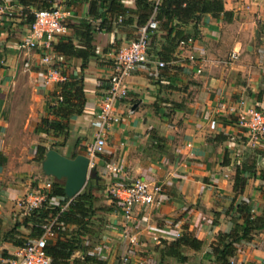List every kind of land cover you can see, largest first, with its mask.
Masks as SVG:
<instances>
[{
    "label": "crops",
    "instance_id": "0c3cea01",
    "mask_svg": "<svg viewBox=\"0 0 264 264\" xmlns=\"http://www.w3.org/2000/svg\"><path fill=\"white\" fill-rule=\"evenodd\" d=\"M121 2L125 7L135 9L132 0ZM6 4L8 10L0 20V237L22 220L24 202L31 189L41 188L48 179L41 174L35 147L43 145L49 150L48 143L40 142L31 155L11 154L9 142L15 130L11 121L15 119L17 109L16 101L11 97L15 91L18 93L20 84L12 77L16 72H28L34 82L40 81L49 67L42 62L41 46L28 50L17 48V43L28 37L29 27L24 24L22 8L13 2ZM222 5L223 11L218 16L205 15L198 26L203 53L195 52L198 59L195 64L188 61L187 52L179 56L177 49L172 53V49L167 48L164 31L156 30L151 34V46L147 51L150 63L138 68L127 79L128 96L113 108V115L119 121L105 129L106 149L93 157L94 171L87 180L97 198L96 205L102 207L112 203L107 193L117 182L144 179L161 183L164 204L158 208V214L150 215L152 208H147L138 211L137 218H145L151 226L158 220L156 217L168 222L172 218L171 210L186 211L184 221L189 222L186 223L188 230L204 243L197 254L206 253L216 235L230 233L237 224H242L241 220L234 222L230 219L231 214L227 215L232 203L249 201L255 216H260V201L264 200V178L260 177L264 172V139L254 140L236 126V117L241 110L253 108L264 113V0H222ZM56 8L68 12L66 24L88 18L87 4L77 0H57ZM135 22L136 18L130 26L94 33L95 57L84 68L80 59H70L64 65L63 57L52 56L53 66L50 65L60 67L66 78L70 75L78 77L86 96L83 113L68 120L66 138H56L59 142L65 141L61 148L64 156H89L96 132L91 123L99 112L105 90V86L97 87V84L108 79L120 50L136 39ZM182 30L186 34L194 32L191 26ZM164 57L173 60L159 68L157 61H163ZM197 68L201 69L200 73ZM43 82L44 85H33L37 87L34 98L38 100L34 115L39 120L43 117L54 119L48 105L56 100L50 93H58L56 87L62 82ZM184 111H187L185 116ZM169 115L175 118L172 124L183 120L173 130L166 131L178 134L181 140L158 143L157 136L165 135L155 130L154 124L160 117L165 120ZM39 120L31 125L35 127ZM212 122L215 123L213 129L210 127ZM106 164L118 165L120 176L106 172ZM237 166H251L255 173L244 174V190L235 197L232 186ZM61 201L63 198L49 199L54 206ZM106 218L107 233L100 242L93 243L90 250L97 257L106 260L107 264H148L147 253L160 259L159 253L145 247L151 242L148 234L139 232L137 245L131 246L120 237V232L125 228L133 232V225L117 212L107 214ZM159 220L155 222L161 228ZM177 223L171 231L179 234L183 220ZM167 228L158 232L163 231L164 235L170 231ZM166 237L168 243L174 241L173 237ZM15 249L10 243L0 242V258L6 259ZM125 257L128 263L122 262ZM202 258L205 259V255ZM235 259L238 264H264V229L254 232L249 242L238 245ZM174 264L180 263L175 261Z\"/></svg>",
    "mask_w": 264,
    "mask_h": 264
},
{
    "label": "trees",
    "instance_id": "16d2710c",
    "mask_svg": "<svg viewBox=\"0 0 264 264\" xmlns=\"http://www.w3.org/2000/svg\"><path fill=\"white\" fill-rule=\"evenodd\" d=\"M56 1L0 0V5L4 2H13L21 7L25 14L24 24L30 28L34 21V13L56 8ZM77 1L87 4L88 18L67 24L68 32L71 34L59 37L57 43L51 45L50 52L52 56L63 57L64 65L70 59H80L82 68L95 57L92 41L94 33L99 30L112 32L115 28L130 26L136 18L135 30L138 31L153 18L158 24L156 30L166 33L169 46L167 48H171V52L174 53L180 40L188 36L199 37L198 26L203 16H218L223 11L222 0H160L158 5L155 4L156 0H132L135 5L134 10L125 7L122 0ZM187 26L193 27L194 32L186 34L182 29ZM172 60L164 57L163 62ZM79 82L78 77L70 75L65 81L59 83L56 87L59 90L58 93H50L56 103L48 105L54 119L43 117L35 124L36 134L44 137L41 142L48 143L49 149L60 154L65 141L59 142L56 138L59 136L66 138L69 131L68 120L72 116L81 115L86 103L84 87ZM46 152V147L37 145L36 160L42 162ZM251 168V166L235 168L232 186L235 197L242 194L244 190L246 184L244 174L255 173ZM260 177L264 178V172L260 173ZM63 187L62 181L54 180L47 195V201L52 197L65 198ZM109 199L111 200V197ZM47 201L40 208L29 212L20 222L14 223L2 234L0 242L10 243L17 248L21 247L26 240L40 237L43 233V225L52 214L57 216L58 222L63 225V230L58 233L55 240L48 242L45 246V252L51 260L50 264H107L106 260L97 257L90 250L93 243L100 242L103 232L106 231L108 224L106 215L119 212L114 200H111L112 203L108 207L96 205L97 198L91 192V182L88 181L86 187L61 213H59V206L49 205ZM63 203L64 201H61L60 204ZM229 214H231V220L234 222L241 220L242 224H237L230 233L216 235L208 246L206 253L209 256V262L206 264H231L238 251V245L241 242H249L254 232L264 229V216H255L249 201L232 203L227 211V215ZM203 244V241L192 237L190 233L182 232L176 240L163 243L161 248L157 247L156 250L163 257H173L178 263L185 264L187 259L180 255L181 249L201 252Z\"/></svg>",
    "mask_w": 264,
    "mask_h": 264
},
{
    "label": "built area",
    "instance_id": "2783aa9c",
    "mask_svg": "<svg viewBox=\"0 0 264 264\" xmlns=\"http://www.w3.org/2000/svg\"><path fill=\"white\" fill-rule=\"evenodd\" d=\"M160 0H156V5ZM9 3V2H8ZM156 8H154L155 10ZM8 10V5L4 2L0 5V20ZM67 11L53 8L49 10H39L34 13V21L30 25L28 37L17 43L19 50L34 49L41 46L43 49L42 62L45 65L52 64V54L50 52L51 45L57 37L64 36L68 33L66 24ZM158 24L151 18L144 26H142L137 33L135 40L128 43L125 48H122L116 57L113 72L107 80L101 81L97 84L105 86L101 98L99 112L96 118L92 121V126L96 129L95 141L89 147L90 169H94L92 162L96 154L102 153L106 149L104 140V131L112 123H117L119 120L113 115L114 106L125 100L128 96L127 79L140 67L150 63L148 56V49L150 45V36L153 30H156ZM177 51L180 56L183 52H187V59L190 63H197L195 52L203 53V43L198 38L188 36L184 40L178 42ZM235 56L232 55V58ZM166 62L157 61L159 68H164ZM25 67H28L25 64ZM53 68V67H52ZM197 73L201 72L197 68ZM45 83L63 82L66 77L61 74L57 68H49L47 73L42 77ZM215 123L212 122L210 127L213 129ZM236 126L245 131L252 139H264V113L262 111L247 108L241 110L236 117ZM190 146V145H188ZM105 171L111 176L119 177L121 169L118 165L106 164ZM38 180V179H37ZM52 179L48 177L47 181L43 182V186L31 189L24 202V212L22 218L34 209H38L47 201V195L52 187ZM108 196L114 200L115 205L119 209V214L125 219L127 223H131L134 228L133 232L128 229H123L120 232V237L129 245L135 246L138 243L139 232H150L149 239L161 248L159 238L166 237L160 235L157 237L153 235L152 227L147 223L145 218H137L138 211L158 207L162 204L164 198V188L161 183L147 182L144 179H133L128 183L117 182L108 189ZM74 199V198H73ZM73 199L63 198L64 203L55 205L59 206V213L63 212ZM49 203V200L47 201ZM49 205H52L49 203ZM54 206V205H53ZM253 212V209H252ZM58 215V214H57ZM63 230V225L58 222L57 216L49 215V220L43 225V233L40 237L26 240L21 247H17L15 251L6 259L0 261L3 264H50L51 260L45 252V246L48 242L57 238L58 233ZM152 230V231H150ZM166 236H171L176 240L180 234L173 231H166ZM93 253V252H91ZM94 254V253H93ZM122 262L128 263L125 257ZM231 264H238L235 257Z\"/></svg>",
    "mask_w": 264,
    "mask_h": 264
},
{
    "label": "rangeland",
    "instance_id": "374dc122",
    "mask_svg": "<svg viewBox=\"0 0 264 264\" xmlns=\"http://www.w3.org/2000/svg\"><path fill=\"white\" fill-rule=\"evenodd\" d=\"M52 66H53V64H52ZM52 66L48 65L47 67L52 68ZM46 71H47V69L45 70V72ZM12 79L16 82H19L20 84H19V88H18V93L16 94V91H15L13 97L9 96V99L12 98L11 99L12 101H14V100L16 101V106H17L15 119L13 121H11V123L15 129L13 131V134H11V136H10V142H9L11 144L10 145L11 146L10 147L11 154H13V156H18L19 152H21V153H26L27 155H31L30 153L32 152V150L36 146V144L40 143L42 141V139L40 137H38V135L36 134L35 127H33L31 125L32 122L39 120V118L38 119L35 118V115H34V111L36 109L35 106L37 105L38 100H37V98H34V95H36V93H37L35 90L37 87H33V85L34 84L37 85L40 83H41V85L42 84L44 85V82H43V78H41L40 81L37 80L36 82H34L33 81L34 79L31 78V76L29 75L28 72L26 74H23L22 72H19V73L16 72V74L12 77ZM186 113H187V111H184L183 115L185 116ZM174 119L175 118H172L171 115H169L166 117L165 120H163L160 117V119L155 122V124H154V126L156 128L155 130L161 131V133H163L165 135V136H162L163 138L160 136H157V138L160 139L158 141V143L161 141V143L166 142V144H167L168 140L175 143V140L176 141L181 140V137L178 134H172L173 132H166L167 130H173L177 125H179L180 123L183 122V120H179L177 123L172 124ZM41 163H39V168L41 167ZM41 170H42V168H41ZM41 174L44 175L43 171ZM49 178H51L53 181L56 180L53 177H49ZM61 181L63 182V179H61ZM263 196H264V193H263ZM260 202H261L262 207L260 210L261 214L259 217H263L264 216V200H261ZM163 204L159 205L158 207H155L154 209L152 207V209L149 210L151 213L150 215L158 214L157 210ZM175 210L170 211L169 214L172 216V218L170 217L168 222L161 220L159 217H156L158 220L160 219L159 221L162 223L161 228H164L167 226L169 228V230L171 231L175 227V225L178 224L177 222H181L183 220V223L181 224L182 225L181 226L182 232L190 233V235L192 237H196L194 232H190L188 230L189 227H188V224H186V223H189L188 220L184 221V219L186 218V216H185L186 211L182 212L183 210H181V211L178 209H175ZM158 220H154L153 225H151L152 230L154 231L151 233H153V235H155L157 237H160V235H163L162 233H164V232L163 231H162V233L158 232V230H161V228L158 227L159 225L156 223ZM106 233H107L106 231L103 232V237H104V235H106ZM149 233L150 232H148V231L145 232V234H149ZM181 233H179V234H181ZM214 239H212V241ZM145 240H146V238H145ZM159 242L161 244L168 243L167 239H165V238L164 239L159 238ZM145 243H147V241H145ZM145 247H148L150 249L149 251L153 250V252L159 253L161 256L160 259L158 256H155L156 258L154 259L152 254L147 253L146 254L147 260L146 261L148 262V264H170V263L174 264L176 261V259H169L166 256L163 257L161 255V253L156 250L158 245H156V243L153 242L152 240ZM180 255H182V257H185L187 259L186 264H205V262H207V263L209 262V257H208L207 253L197 254L196 252H194L190 249H181ZM202 255H205L206 258L203 259Z\"/></svg>",
    "mask_w": 264,
    "mask_h": 264
},
{
    "label": "water",
    "instance_id": "95a60500",
    "mask_svg": "<svg viewBox=\"0 0 264 264\" xmlns=\"http://www.w3.org/2000/svg\"><path fill=\"white\" fill-rule=\"evenodd\" d=\"M90 159L86 155H77L69 158L59 152L49 149L41 163V168L46 177L64 180V195L66 199L75 198L85 187L90 172Z\"/></svg>",
    "mask_w": 264,
    "mask_h": 264
}]
</instances>
